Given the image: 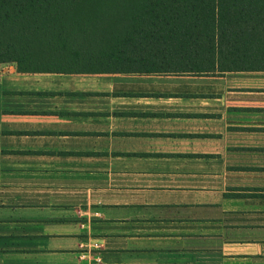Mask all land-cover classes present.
<instances>
[{
    "label": "crops",
    "instance_id": "1",
    "mask_svg": "<svg viewBox=\"0 0 264 264\" xmlns=\"http://www.w3.org/2000/svg\"><path fill=\"white\" fill-rule=\"evenodd\" d=\"M147 51L0 63V264H264V71Z\"/></svg>",
    "mask_w": 264,
    "mask_h": 264
},
{
    "label": "trees",
    "instance_id": "2",
    "mask_svg": "<svg viewBox=\"0 0 264 264\" xmlns=\"http://www.w3.org/2000/svg\"><path fill=\"white\" fill-rule=\"evenodd\" d=\"M104 43L264 71V0H0V63L80 59Z\"/></svg>",
    "mask_w": 264,
    "mask_h": 264
},
{
    "label": "rangeland",
    "instance_id": "3",
    "mask_svg": "<svg viewBox=\"0 0 264 264\" xmlns=\"http://www.w3.org/2000/svg\"><path fill=\"white\" fill-rule=\"evenodd\" d=\"M114 29H116V28H114ZM99 30H100V28H97V30H93L92 31V33H96V34H98V32H99ZM101 32V31H100ZM97 40H99V38H97ZM111 45L112 44H105L104 43V45H100V46H94L93 48L94 49H97L96 51H98V52H101V53H110V52H112L113 53V51H115L116 49L115 48H112L111 47ZM150 47L148 46V45H146L145 44V49H146V51L149 49ZM144 49V50H145ZM130 50H132V48H130ZM129 50V51H130ZM134 50V49H133ZM132 50V51H133ZM136 51H138V53L139 54H141V53H143V51L144 50H142V48L141 47H138L137 49H135ZM167 63V62H166ZM263 89H262V112H263V124L260 126V128H256L257 130H258V132H257V137H259L260 136V134L262 135V143L264 144V72H263ZM257 110H258V108H257ZM248 127V129H251V128H253V126H247ZM257 127V126H256ZM261 165V166H257L256 167V169L257 170H260V171H262L263 173H261V175H262V181L260 182V181H258L257 182V184H260V186H258L259 188H256V191H258L259 193L260 192H262L263 193V195H264V147H263V160H262V162L261 163H259L258 161H257V165ZM249 167V166H248ZM249 169H250V167H249ZM257 176H258V173H257Z\"/></svg>",
    "mask_w": 264,
    "mask_h": 264
}]
</instances>
